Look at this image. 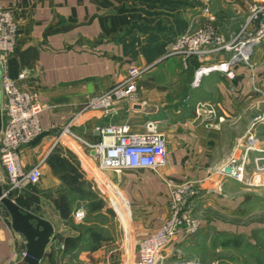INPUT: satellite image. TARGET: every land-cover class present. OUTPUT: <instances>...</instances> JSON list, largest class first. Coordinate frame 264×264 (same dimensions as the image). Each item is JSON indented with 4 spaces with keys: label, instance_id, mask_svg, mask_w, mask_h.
Here are the masks:
<instances>
[{
    "label": "crops",
    "instance_id": "crops-1",
    "mask_svg": "<svg viewBox=\"0 0 264 264\" xmlns=\"http://www.w3.org/2000/svg\"><path fill=\"white\" fill-rule=\"evenodd\" d=\"M262 1L0 0L19 29L8 74L22 90L36 93L44 108L42 134L20 152L27 170L44 161L42 178L36 186L10 196L54 228L40 264H136L138 241L170 215L169 184H192L198 190L195 214L201 231L219 223L218 211L239 209L250 201L252 191L264 188V171L254 176L256 159H262L264 167V126L255 130L259 151L249 155L246 184L210 175L229 159L254 118L264 112V43L253 52V68L238 66L233 77L213 72L202 76L199 84L195 79L200 66L224 64L231 53L190 58L186 64L170 54L180 36L209 25L231 40L245 24L250 6ZM132 65L146 69L137 100L88 112L72 123L71 130L95 144L101 141L97 126L127 125L133 132H143L147 122H159L169 162L156 171H102L83 144L69 137L59 143L57 139L93 98L122 81ZM23 72L26 78L20 80ZM1 87L0 68V91ZM4 102L0 93L2 127ZM5 182L0 162L4 190ZM107 183L121 192H116L119 204L114 205L124 220L111 214L102 200L108 201ZM18 198L31 199V206H23ZM92 199L99 206L104 203L96 212L98 222L104 223H93L97 226L93 231ZM81 205L86 218L78 224L74 213ZM119 205L130 212L127 217ZM0 231V264L19 263L27 242L14 231L1 203ZM194 238L179 245L189 246Z\"/></svg>",
    "mask_w": 264,
    "mask_h": 264
},
{
    "label": "built area",
    "instance_id": "built-area-1",
    "mask_svg": "<svg viewBox=\"0 0 264 264\" xmlns=\"http://www.w3.org/2000/svg\"><path fill=\"white\" fill-rule=\"evenodd\" d=\"M18 35L19 29L13 13L0 6V68L2 76L0 93L5 98L3 104L4 122L0 133V162L6 171V189L4 191L9 197L14 192H21L28 187L36 186L42 178L44 164V161H40L27 170L21 160L22 148L33 144L42 134L40 115L44 108L36 93L22 90L8 74V62L16 51ZM263 43L264 1L253 3L250 6L245 24L231 40H226L213 26L209 25L180 36L172 46L170 54L181 57L186 64L190 58L205 60L207 57L223 52L231 53L230 60L224 64L200 66L195 79V83L199 84L202 76L213 72H221L233 77L234 68L238 66L253 68V52L257 46ZM145 72L146 69L137 65L130 66L122 81L109 91L93 98L82 112L75 116L72 122L63 129L57 143L65 137L80 142L89 152L91 159L98 163L99 170L102 171L115 173L125 170L156 171L166 166L169 162L167 138L160 131L159 122H147L143 132H133L127 125L97 126L96 131L101 135V141L95 144L83 140L71 130L72 123L88 112L107 110L120 102L136 101L138 83ZM25 78L26 72L19 75L20 80ZM255 90L260 92L258 88ZM203 107L197 110L199 116L204 113ZM213 113V110L209 111V114ZM259 126H264V113L254 118L246 136L239 140L229 159L214 167L210 172L211 176H219L223 180H233L242 184L247 183L246 172L249 155L251 152L259 151L255 134V130ZM261 160L260 158L255 160V172L264 171ZM258 174L255 173L254 176ZM107 186L109 190L113 191L115 201H117L116 192L119 189L112 183H107ZM168 186L170 189V215L161 221L157 230L138 241L136 264H202L199 261L183 260L182 247L179 245L189 238L196 237L201 231V220L195 214V201L200 193L192 184L180 186L169 184ZM119 206L121 209H125L121 205ZM123 214L125 215V211ZM118 215L120 216L119 212ZM85 218L86 209L81 205L76 209L74 219L76 223L81 224ZM25 254L26 252L23 253V258Z\"/></svg>",
    "mask_w": 264,
    "mask_h": 264
},
{
    "label": "rangeland",
    "instance_id": "rangeland-1",
    "mask_svg": "<svg viewBox=\"0 0 264 264\" xmlns=\"http://www.w3.org/2000/svg\"><path fill=\"white\" fill-rule=\"evenodd\" d=\"M255 173L260 172L254 171V175ZM107 191V203L105 199L102 200L110 207L108 210L111 214H115L119 220H124L123 216L118 215L113 204V191ZM250 194V201L239 209L218 211L215 218L219 223L209 224L207 230L200 231L190 240L189 246L182 248V259L199 261L202 264H264V188L257 187ZM94 200L92 199V231L97 227L93 226V223L97 224L101 220L96 212L104 205L100 203L99 206ZM17 201L27 207L31 206L29 202H32L28 198H18ZM124 211L127 217L130 212L126 209ZM101 222L104 223V219ZM101 222L98 223L102 224Z\"/></svg>",
    "mask_w": 264,
    "mask_h": 264
},
{
    "label": "water",
    "instance_id": "water-1",
    "mask_svg": "<svg viewBox=\"0 0 264 264\" xmlns=\"http://www.w3.org/2000/svg\"><path fill=\"white\" fill-rule=\"evenodd\" d=\"M1 129L2 113L0 105V132ZM0 203L10 215L14 231L24 236L27 242L25 257L17 264H40L54 234L52 224L22 209L6 195L1 183Z\"/></svg>",
    "mask_w": 264,
    "mask_h": 264
}]
</instances>
